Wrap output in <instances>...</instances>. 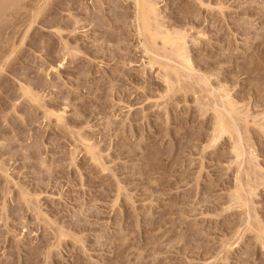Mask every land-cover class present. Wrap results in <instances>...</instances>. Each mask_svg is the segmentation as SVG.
I'll return each mask as SVG.
<instances>
[{
    "label": "rangeland",
    "instance_id": "1",
    "mask_svg": "<svg viewBox=\"0 0 264 264\" xmlns=\"http://www.w3.org/2000/svg\"><path fill=\"white\" fill-rule=\"evenodd\" d=\"M0 264H264V0H0Z\"/></svg>",
    "mask_w": 264,
    "mask_h": 264
},
{
    "label": "bare ground",
    "instance_id": "2",
    "mask_svg": "<svg viewBox=\"0 0 264 264\" xmlns=\"http://www.w3.org/2000/svg\"><path fill=\"white\" fill-rule=\"evenodd\" d=\"M148 3V2H147ZM147 9V8H146ZM149 10V9H148ZM153 10V9H152ZM143 12V11H142ZM146 13H148V12H146ZM142 14V13H141ZM145 15H148V14H144L143 16H142V25L145 27L146 25H147V18H146V16ZM180 44H182V43H180ZM173 45H175V42H173ZM179 47H180V45H179ZM178 47V48H179ZM182 47V46H181ZM177 48V47H176ZM176 50V49H175ZM184 51V49L182 50V51H179L180 53L181 52H183ZM180 55V54H179ZM184 56V55H183ZM182 60V59H181ZM183 61V60H182ZM187 62V61H186ZM217 131H218V133L217 134H219V135H222V134H224L225 132H226V128H225V126H224V124H223V122H221V121H219V123H218V125H217ZM220 138V137H219ZM216 139H218V138H216Z\"/></svg>",
    "mask_w": 264,
    "mask_h": 264
}]
</instances>
